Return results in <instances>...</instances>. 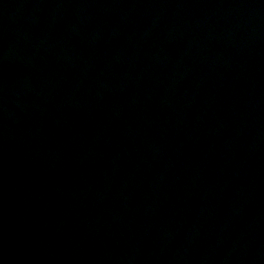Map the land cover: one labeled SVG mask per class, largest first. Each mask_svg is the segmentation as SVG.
Returning <instances> with one entry per match:
<instances>
[{"label": "water", "instance_id": "1", "mask_svg": "<svg viewBox=\"0 0 264 264\" xmlns=\"http://www.w3.org/2000/svg\"><path fill=\"white\" fill-rule=\"evenodd\" d=\"M0 264H264V0H0Z\"/></svg>", "mask_w": 264, "mask_h": 264}]
</instances>
